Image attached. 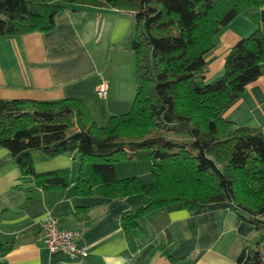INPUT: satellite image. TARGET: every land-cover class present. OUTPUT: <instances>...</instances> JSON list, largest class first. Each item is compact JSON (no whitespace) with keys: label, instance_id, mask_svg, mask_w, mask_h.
Listing matches in <instances>:
<instances>
[{"label":"trees","instance_id":"16d2710c","mask_svg":"<svg viewBox=\"0 0 264 264\" xmlns=\"http://www.w3.org/2000/svg\"><path fill=\"white\" fill-rule=\"evenodd\" d=\"M106 7L132 14L130 49L136 91L130 108L98 125L81 98H0V147L23 176L43 187L66 184L59 171L36 172L32 150L48 156L77 151L79 194H141L121 214L133 229L140 215L179 202L188 210L226 201L237 221L264 232V131L225 119L245 86L264 74V0H0V34L47 31L63 10ZM240 14L256 24L207 80L206 54L215 36ZM152 161V181L119 179L117 158ZM248 195V196H246ZM247 197V198H246ZM6 246L0 241V255ZM236 264H264V241L242 248ZM0 264H7L0 258Z\"/></svg>","mask_w":264,"mask_h":264},{"label":"crops","instance_id":"0c3cea01","mask_svg":"<svg viewBox=\"0 0 264 264\" xmlns=\"http://www.w3.org/2000/svg\"><path fill=\"white\" fill-rule=\"evenodd\" d=\"M264 8V6H262ZM247 15L235 17L215 36L206 54L207 80L223 69L225 55L241 37L255 29ZM132 14L113 8L63 10L47 31L0 34V98L58 100L89 98L104 79L108 90L105 114L111 105L130 106L136 91L134 53L130 49ZM225 119L264 131V74L247 84L224 111ZM96 121V120H95ZM97 122V121H96ZM79 153L48 156L32 150L36 172L59 171L66 184L43 187L23 176L9 150L0 147V255L7 264H236L251 242L254 226L237 221L226 201L188 210L179 202L140 215L133 229L121 226V214L145 202L141 194L105 197L103 187L79 194ZM56 217L61 227L79 233L83 256L71 257L45 246L39 220Z\"/></svg>","mask_w":264,"mask_h":264},{"label":"built area","instance_id":"2783aa9c","mask_svg":"<svg viewBox=\"0 0 264 264\" xmlns=\"http://www.w3.org/2000/svg\"><path fill=\"white\" fill-rule=\"evenodd\" d=\"M108 84L104 79H100L95 84L97 96L105 98L107 95ZM39 228L43 242L50 252L62 251L71 257L83 256L86 247L77 242L79 233L58 224L55 216L48 213L39 220Z\"/></svg>","mask_w":264,"mask_h":264},{"label":"rangeland","instance_id":"374dc122","mask_svg":"<svg viewBox=\"0 0 264 264\" xmlns=\"http://www.w3.org/2000/svg\"><path fill=\"white\" fill-rule=\"evenodd\" d=\"M105 101L98 98L96 95H93L89 98V104L91 108V115L97 121L98 125H104L108 116L105 114ZM116 110L115 113H122L127 111L130 106L123 105H111ZM80 160V156L77 158ZM116 175L119 179L135 176L142 183H149L152 181V161L146 158H117L115 161ZM248 196V195H246ZM247 198V197H246ZM254 240L264 241V232L256 231L253 234L252 243Z\"/></svg>","mask_w":264,"mask_h":264}]
</instances>
